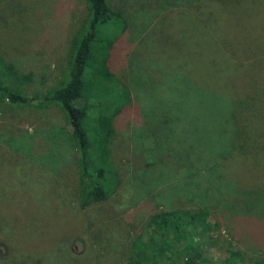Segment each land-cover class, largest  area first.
I'll return each instance as SVG.
<instances>
[{
    "label": "rangeland",
    "instance_id": "1",
    "mask_svg": "<svg viewBox=\"0 0 264 264\" xmlns=\"http://www.w3.org/2000/svg\"><path fill=\"white\" fill-rule=\"evenodd\" d=\"M172 1L123 0L132 25L109 67L133 98L107 137L114 172L99 178L110 188L105 201L79 206L77 152L55 105L0 102V195L8 201L0 264H125L131 236L152 212L204 206L220 225L207 250L215 261L228 248L264 257V80L251 77L264 68V5L245 0L235 26L249 35L233 34L236 45L216 58L208 45L218 47L228 29L203 19L212 4ZM86 15L85 0H0V52L32 73L26 93L57 81ZM202 63L210 64L203 74ZM91 116L94 148L105 138Z\"/></svg>",
    "mask_w": 264,
    "mask_h": 264
},
{
    "label": "trees",
    "instance_id": "2",
    "mask_svg": "<svg viewBox=\"0 0 264 264\" xmlns=\"http://www.w3.org/2000/svg\"><path fill=\"white\" fill-rule=\"evenodd\" d=\"M175 1L172 3H177ZM251 1L264 5V0ZM205 3L212 4V8L205 9L202 14L205 22H212L215 29L216 23H219V26L229 30L222 31V35L216 32L221 35L218 47L208 45L209 49L215 50V54H212L214 57L222 58L230 42L236 45L232 40L233 34L239 33L242 37L249 35L235 26L239 13L244 14L248 2L187 0L185 5L195 9ZM85 4L87 15L71 39L66 64L57 81L45 91L26 93L24 87L33 79L32 73L23 70L18 59L0 52V102L20 107L38 101L44 107L55 105L60 110L68 130L67 139L77 152L74 162L79 177L78 204L81 208L93 202L105 201L110 194V188L99 181L107 171L114 172L107 137L110 138L114 130L112 120H117L128 110L133 98L127 84H121L109 67L117 38L132 25L129 14L123 8V0L116 3L111 0H85ZM231 8H236L233 12L239 11L233 19L229 18ZM248 27L251 25L246 20L245 28ZM227 33H231V36L225 45L223 39ZM260 53L253 54L254 58ZM208 66L210 64L200 65L202 74V70L207 71ZM263 73L264 68L258 73L260 75H252L253 81L260 83V80H264ZM232 101L236 104V100ZM240 107L238 105L237 109ZM88 112L92 114L90 119L93 124L104 128L105 140L94 148L89 143ZM9 141L13 140L7 136L4 142ZM89 168L97 175L94 180L90 178ZM7 203L5 197L0 195V208L4 209ZM12 218L20 219L16 215ZM219 227L218 216L209 206L198 210L171 208L154 211L149 215L143 230L131 236L125 264H264V257L247 260L242 252L232 248L225 251L223 259L215 261L207 250L216 245L215 235Z\"/></svg>",
    "mask_w": 264,
    "mask_h": 264
}]
</instances>
